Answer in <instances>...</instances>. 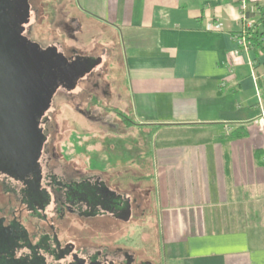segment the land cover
Returning <instances> with one entry per match:
<instances>
[{
	"label": "crops",
	"instance_id": "crops-1",
	"mask_svg": "<svg viewBox=\"0 0 264 264\" xmlns=\"http://www.w3.org/2000/svg\"><path fill=\"white\" fill-rule=\"evenodd\" d=\"M248 1L264 13V0ZM76 8L100 25L124 69V88L102 95L114 94L113 110L130 119L93 134L86 151L113 160L81 171L117 182L153 176L160 234L181 264H264V127L255 124L264 52L236 54L237 1L76 0ZM254 30L264 40V19ZM98 58V67L109 60L105 50Z\"/></svg>",
	"mask_w": 264,
	"mask_h": 264
},
{
	"label": "rangeland",
	"instance_id": "rangeland-1",
	"mask_svg": "<svg viewBox=\"0 0 264 264\" xmlns=\"http://www.w3.org/2000/svg\"><path fill=\"white\" fill-rule=\"evenodd\" d=\"M31 4L34 18L32 16L26 35L32 43L43 50L55 46L63 52L66 59H71L74 54L94 59L104 50L109 58L107 63L97 66L91 74L81 79L71 92L63 89L54 92L51 107L45 113L47 122L44 127L48 132L46 144L48 153L42 154L40 160L42 167L48 156L52 155L49 168L54 169L57 175L60 171L66 172L67 180L74 177L72 173L75 171L77 174L92 175L90 171L81 172L80 168L84 165L93 169L95 165L91 163L95 161L99 163V158H105L109 162L113 160V155H105L104 151L99 155L89 154L86 146L91 144V138L95 134L114 133L119 127L116 120L120 117L113 114L116 111L113 110L114 94L111 96L109 92L108 97L102 93L109 85H112L110 88L113 86L124 88V69L114 52L109 50V45L104 46L103 42L107 37H102L100 25L78 12L76 0H31ZM77 26H80L79 31L75 29ZM67 140L69 148L65 144ZM78 170L80 172H77ZM115 173H107V176L113 177ZM131 174L132 178L129 177ZM101 177L109 187H114L115 184L120 187L127 186L131 197L138 199L145 213L140 220L134 217L125 223L102 216L95 219L96 229L92 227L94 221H85L82 223L84 235L91 237L99 231L98 243L102 246L111 245L115 241V246L125 247L131 251H161L164 253L165 264H181L179 256L171 252V246L164 241L160 234V226L157 224L159 214L156 205L159 191L157 180L153 176H150V179H139L131 172L125 178H117L120 182L106 179L105 174ZM0 198L2 199V196Z\"/></svg>",
	"mask_w": 264,
	"mask_h": 264
},
{
	"label": "flooded vegetation",
	"instance_id": "flooded-vegetation-1",
	"mask_svg": "<svg viewBox=\"0 0 264 264\" xmlns=\"http://www.w3.org/2000/svg\"><path fill=\"white\" fill-rule=\"evenodd\" d=\"M32 16L31 0H0V46L4 51L17 52V61L26 46V52L33 55L32 48L21 40L27 39ZM6 38L10 42H5ZM96 59L89 62L94 67L88 72L99 66ZM8 69L10 76L15 68L10 65ZM35 71L36 66L29 64V75L33 77V72L35 76ZM45 151L48 153V148ZM51 157L41 167L40 185L21 187L19 181L0 177V264H165L161 251H131L115 246V241L102 246L99 231L85 236V221H94L92 227L96 229L95 219L99 217L125 223L134 217L140 220L145 209L131 197L127 186L109 187L97 176L75 172L70 180L66 172L57 175L49 168ZM100 182L111 194L106 196L107 192L100 190ZM127 214L129 220L125 221Z\"/></svg>",
	"mask_w": 264,
	"mask_h": 264
},
{
	"label": "trees",
	"instance_id": "trees-1",
	"mask_svg": "<svg viewBox=\"0 0 264 264\" xmlns=\"http://www.w3.org/2000/svg\"><path fill=\"white\" fill-rule=\"evenodd\" d=\"M262 19L259 16L256 23ZM1 31L4 33L6 30ZM253 35L254 32L250 33L248 38L250 49L264 52V40H258V37ZM26 38L23 37L21 40L32 48L33 55H29L30 51L26 52L27 46L19 53V63L22 67L20 70L12 69V77L8 75L9 69L4 56L6 52L8 55L10 52L4 51L0 46V136H2L0 138V177L19 181L21 187L40 185L42 179L40 160L47 153L45 141L48 132L44 127L47 122L45 113L51 107L54 92L59 89L71 92L81 79L91 74L88 71L94 66L89 63L92 60L90 58L74 54L71 59H66L63 52L55 46H49L43 50L32 43L28 37ZM1 40L0 36V44ZM4 41L10 42L7 38ZM29 64L31 67L36 66L35 76L33 72L31 73L33 77L30 75L33 80V83L30 82V87L25 77L29 73ZM34 88L37 89L36 93L32 92ZM257 88L264 110V81H257ZM15 96H18V99ZM93 98L90 97V99ZM114 113L123 123L130 122L127 116L115 111ZM102 186L100 182V190L107 192L105 193L107 196L110 190Z\"/></svg>",
	"mask_w": 264,
	"mask_h": 264
},
{
	"label": "built area",
	"instance_id": "built-area-1",
	"mask_svg": "<svg viewBox=\"0 0 264 264\" xmlns=\"http://www.w3.org/2000/svg\"><path fill=\"white\" fill-rule=\"evenodd\" d=\"M238 5L239 12V22L240 29L239 31L233 35V41L236 43L238 47V51L248 52L250 50V46L248 43V38L250 37V33L254 32L256 26V20L259 16L264 19V13L258 7L253 6L251 8V4L248 0H236ZM217 27H210L211 30H218ZM255 124L264 127V110L261 111V114L258 120L255 121Z\"/></svg>",
	"mask_w": 264,
	"mask_h": 264
},
{
	"label": "water",
	"instance_id": "water-1",
	"mask_svg": "<svg viewBox=\"0 0 264 264\" xmlns=\"http://www.w3.org/2000/svg\"><path fill=\"white\" fill-rule=\"evenodd\" d=\"M16 54H17V52H13L12 50H10V53H9V55H7V54H5L4 56H5V60H6V65L8 66V68L10 67V65H12V66H14V68L16 69V70H20L21 69V64L19 63L20 62V60L19 61H17V58H16ZM13 57V58H12ZM19 59V58H18ZM91 62V61H90ZM101 63V60L99 59V58H97L96 60H95V64H96V66L97 65H99ZM94 67V66H93ZM85 72L86 71H88V70H84ZM10 76L12 77V73H10ZM18 77H19V75H18ZM26 77V82L29 84V86L28 87H30L31 86V83H33V80L30 78V75H29V73H27V75L25 76ZM35 80V79H34ZM32 81V82H31ZM31 82V83H30ZM46 85H47V83H45ZM44 84V85H45ZM38 87V86H37ZM14 90V89H13ZM14 93L16 92L15 90L13 91ZM32 92L33 93H36L37 92V89L36 88H34L33 90H32ZM16 97V99H18V96H15ZM124 220L125 221H128L129 220V214H127L126 215V218H124Z\"/></svg>",
	"mask_w": 264,
	"mask_h": 264
}]
</instances>
